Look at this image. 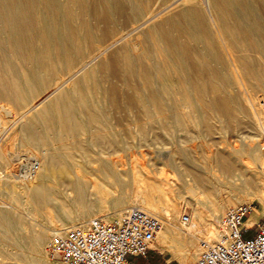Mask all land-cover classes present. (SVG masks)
I'll use <instances>...</instances> for the list:
<instances>
[{
	"label": "bare ground",
	"instance_id": "6f19581e",
	"mask_svg": "<svg viewBox=\"0 0 264 264\" xmlns=\"http://www.w3.org/2000/svg\"><path fill=\"white\" fill-rule=\"evenodd\" d=\"M87 1L0 0V100L5 102L0 105V143L18 126L29 160L23 163L19 152L5 159L0 155V191L9 196L0 201V264H60L48 259V246L63 234L57 222L86 225L92 215L110 219L133 207L156 216L162 246L173 248L183 264H194L199 245L202 252L203 242L221 239L227 212L251 204L252 195L261 207L253 208L246 223L261 220L264 190L257 192L259 184L246 175L240 192L211 198L205 192L212 188L208 171L178 147L180 134L172 124L184 122L179 112L198 124L209 112L232 117L241 109L233 82L252 105L249 84L264 78V0H163L159 8L154 0H103L99 18L120 12L130 23L121 31L115 24L101 33L86 18ZM137 34L142 40L135 39ZM91 47L97 49L88 57ZM114 108L134 110L131 122L141 127L119 128L128 120L114 116ZM9 110L17 113L11 125ZM157 120L172 130L168 162L182 179L178 187L196 196L197 205L165 203L164 183L137 167L125 170L115 157L135 135L140 142L153 141L147 129ZM228 150L214 153L209 172L233 174L237 156ZM250 152L264 159L261 146L251 145ZM54 180L56 185L50 184ZM208 204L211 220L202 208ZM44 210L48 226L38 224L36 214Z\"/></svg>",
	"mask_w": 264,
	"mask_h": 264
},
{
	"label": "rangeland",
	"instance_id": "374dc122",
	"mask_svg": "<svg viewBox=\"0 0 264 264\" xmlns=\"http://www.w3.org/2000/svg\"><path fill=\"white\" fill-rule=\"evenodd\" d=\"M162 2L164 3L163 0H154L152 3L153 7L157 6L156 8H159L160 5L163 4ZM37 3V5L40 6L41 2L37 1ZM103 5V0H88L85 9L86 18L93 24V26L95 27L94 29L98 33H101V31L105 30V27L108 28L109 26L115 24L119 26V28H117L118 31H121L122 29L127 27V25H129L130 22L127 21V19L129 18H126L125 14L120 12H115L112 15V19L99 18L100 15L97 12H99L98 10ZM129 6V4L126 5V15L127 13H129ZM166 16L167 13H165V16L164 14H162L160 16V19H164ZM140 22L141 20H139L137 24H139ZM137 38L141 39L142 36H138L137 34L135 39ZM37 40L38 43H40L39 38ZM102 43L103 42H101L100 45ZM129 48L132 50L134 49L132 44H129ZM96 49V47H91V50H88V52L86 53L88 57L90 55H93V53L96 52ZM146 59L148 60V58ZM82 61L83 60L77 61L75 67H78V65L81 64ZM257 62V66L263 68L259 64V61ZM99 73V75H102V77L106 79L105 71L101 69ZM109 80H114L121 84V80L116 76L109 77ZM252 82L253 83L249 84L251 86H249L248 88L252 97V105H249L248 101L243 97V94L241 93V91H239L238 85L235 82L232 83L234 91H236L235 93L237 95L236 103L241 107L239 111L232 115L233 118L228 114H214L212 112H209L204 114L205 117L201 118V123L198 124L188 118L187 114H185L184 112H179L178 115H180L185 123L183 122L179 126L176 124H172L176 129V133L180 134L177 140L178 147L185 148L192 156L195 157L199 167L204 168L208 171V173L206 174L209 178L206 182H208L212 188L211 190L205 192H210L209 195L213 199L227 198L230 194H232V192H240L241 188L239 187L243 185L246 175H250L251 178H254L256 184H259L257 192H259V188L264 190V159L262 161L256 160L250 152L251 145L261 146L262 150L264 151V78H261L258 81L254 80ZM3 103L5 102L0 100V105ZM112 112L116 117H127L128 121H121L122 123L119 127L125 130V132L131 130L136 131V129L141 127L140 124L131 122V116L134 113V110L124 109L120 111L119 109L114 108L112 109ZM16 114V112L14 113L10 110L6 113V120L10 121L9 125H11L15 116H17ZM13 128L14 127H11L8 130V136L4 137V139L1 140L0 155L5 159L10 158L11 155L15 154L16 152H19L20 155L17 154L15 158L13 156L12 157L14 159H17L19 155L21 156V160H23V163L27 162L29 161L27 159L28 155L26 147L22 142L24 130L22 131L18 126H16L14 129ZM147 130V135L154 140L150 142H140L138 140L139 136L136 135L135 137L128 138L123 150H120L119 154L115 156L117 157V159L123 162V164L121 163L120 166L128 171H130V169H132L133 167H137L143 170L145 174H149L151 178L158 179L159 181L164 183L166 194L164 197L165 199H163L165 203H174L178 201L184 206H187L189 203L197 205L196 196H194L190 191H187L184 187H178V185L182 186V179L178 171H176L168 162V159L170 157L173 158V155H171V153L173 152L174 146L170 142L172 130H169V126L162 125L159 120H157L155 124L150 126V128ZM82 137H86V135L84 134L82 135ZM157 139H167L169 140V142H156ZM235 147L243 150L241 152H237ZM228 149L232 150L230 152H232L233 157L237 156V159L235 161L236 170L233 172V174L222 175L217 170L214 171L215 174L209 172V169H211L214 164V153L219 150ZM174 158L176 161H178V163H180L181 159L178 155L175 154ZM17 162L19 163L20 161L16 160L14 163L16 164ZM15 166V170L20 171V165ZM92 179L94 180L95 178H93L92 176ZM50 184L56 185V181H51ZM201 197L204 201H207L206 195L202 194ZM250 197L253 199L252 203H254V206L260 208L261 203L256 198V196L252 195ZM8 198L9 196L3 195L0 191V201L3 199L9 201ZM209 207V204L202 206V208L205 210L207 220H211L213 217L212 213L208 210ZM230 208V206L226 208L225 212H227ZM129 209H126V211ZM44 213L45 210L43 211V213L41 212L40 214H36L39 217L38 224H40V226L49 225V221L44 217ZM185 213L188 214V211H185ZM113 214L116 213L113 212L109 216ZM223 216L224 215L220 216V219L217 220L218 224L219 222L220 224H222ZM94 217L96 216L92 215L88 218V220ZM260 219H264V215ZM56 224L59 228L62 229V232L73 226L72 224H70L68 227H62L59 225L60 222H57ZM218 238L219 237H214V240H217ZM53 243H50V245L48 246V259L63 264V260H61V257L54 256L50 253V246ZM153 246L160 250H165L164 252L169 257L178 258L174 252V249L169 246H162L157 236L156 240L153 242ZM200 248L201 245H199L198 254L195 257L194 264L201 252ZM0 258H2V255H0Z\"/></svg>",
	"mask_w": 264,
	"mask_h": 264
},
{
	"label": "built area",
	"instance_id": "2783aa9c",
	"mask_svg": "<svg viewBox=\"0 0 264 264\" xmlns=\"http://www.w3.org/2000/svg\"><path fill=\"white\" fill-rule=\"evenodd\" d=\"M37 167L33 164L32 170ZM254 207L244 203L229 210L222 238L203 242L196 264H264V219L246 223ZM161 226L156 216L133 207L121 216L94 217L86 225L68 228L50 253L65 264H136L131 257L148 255Z\"/></svg>",
	"mask_w": 264,
	"mask_h": 264
},
{
	"label": "crops",
	"instance_id": "0c3cea01",
	"mask_svg": "<svg viewBox=\"0 0 264 264\" xmlns=\"http://www.w3.org/2000/svg\"><path fill=\"white\" fill-rule=\"evenodd\" d=\"M136 264H183L178 258L169 257L163 250L154 246L147 256H132Z\"/></svg>",
	"mask_w": 264,
	"mask_h": 264
}]
</instances>
